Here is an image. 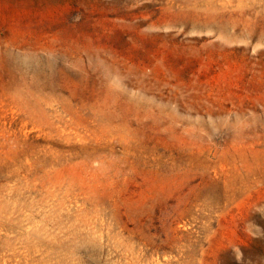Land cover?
I'll use <instances>...</instances> for the list:
<instances>
[{
  "label": "rangeland",
  "instance_id": "obj_1",
  "mask_svg": "<svg viewBox=\"0 0 264 264\" xmlns=\"http://www.w3.org/2000/svg\"><path fill=\"white\" fill-rule=\"evenodd\" d=\"M178 13L242 35L236 76ZM261 32L264 0H0V264H264Z\"/></svg>",
  "mask_w": 264,
  "mask_h": 264
},
{
  "label": "bare ground",
  "instance_id": "obj_2",
  "mask_svg": "<svg viewBox=\"0 0 264 264\" xmlns=\"http://www.w3.org/2000/svg\"><path fill=\"white\" fill-rule=\"evenodd\" d=\"M165 22L177 23V24L184 25L185 27L191 26L192 28H202V27L214 26L215 29L217 31H219V33L223 37H225L223 39L225 42L221 43L220 46H222L221 47L222 51H224L226 54H229V56H228L229 58H232V54L235 53V50L228 49V47L225 46L224 44L230 43L232 40H234L235 39L234 36H240L241 35V34L236 35V33H232L231 31L226 29L224 24L215 23L213 19L206 17V16L204 17L198 13L194 16H191V17H190V15H184V13H178L176 18L167 19V20H165ZM242 34L245 36H249V35L254 36L253 35L254 31L253 30H247L245 32H242ZM263 36H264V33H262V32L258 35L259 38H261ZM207 111L209 113H215L216 112V110L212 109V108H208Z\"/></svg>",
  "mask_w": 264,
  "mask_h": 264
},
{
  "label": "crops",
  "instance_id": "obj_3",
  "mask_svg": "<svg viewBox=\"0 0 264 264\" xmlns=\"http://www.w3.org/2000/svg\"><path fill=\"white\" fill-rule=\"evenodd\" d=\"M232 58L233 59H231V60H227L228 61V64L226 65V66H219V68L217 69V71H218V75H220L221 74V77L223 78V71H225V70H227V69H231L232 70V72H233V75L234 76H236L237 74H236V68L232 65H230V63H232L231 61H233L234 60V56L232 55ZM214 71V69L213 68H207L205 71H204V75L207 73V75H205V76H208V75H210V74H212V72ZM251 79H252V81H254V79H256L255 78V75L254 74H251V77H250ZM252 86H254V85H252ZM254 89V88H253ZM256 90V89H255Z\"/></svg>",
  "mask_w": 264,
  "mask_h": 264
}]
</instances>
